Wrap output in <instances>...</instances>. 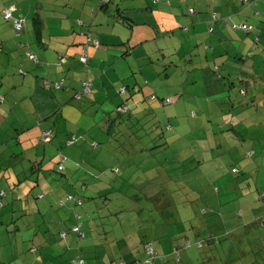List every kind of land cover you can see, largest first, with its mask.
Segmentation results:
<instances>
[{
  "label": "rangeland",
  "instance_id": "374dc122",
  "mask_svg": "<svg viewBox=\"0 0 264 264\" xmlns=\"http://www.w3.org/2000/svg\"><path fill=\"white\" fill-rule=\"evenodd\" d=\"M98 1L89 0L95 3L97 10ZM193 3L194 0L183 3L188 15H191L188 8H193ZM202 7L208 8V2L203 0ZM256 10L262 15L261 7ZM0 23L8 24L2 16ZM27 26L30 28L29 22ZM4 34L7 36L2 37L4 48L0 63L7 66L10 61L16 63L17 50L25 49L22 44L27 42L24 34L17 37L11 29ZM26 49H30L28 45ZM168 49L165 56L154 53L147 58L142 55L143 50L136 48L134 55L125 57L130 67L125 62L122 64L130 73L129 82L156 90L158 99L172 98L173 103L164 107L157 100L152 102L164 108L167 115L171 113L177 116L180 124L174 128L171 122L173 129L170 131L153 124V117L145 113L140 116L141 124L132 126L131 122L127 123V117H119L114 106L104 98L100 104H95L86 100L85 96L79 101L71 96L70 105L76 108L75 113L69 109V113L73 112L68 114L72 118L59 115L51 123L47 122L44 127L53 130L55 138L52 143L39 144L35 133L29 128L42 122L37 115L40 116L45 109L32 113L33 107L38 106L42 99L51 97L52 100L54 96L38 88L41 93L36 90L32 101L18 104L20 96L17 94H24L19 91L8 97L11 101L16 100L13 102L17 103L15 107L10 106L8 99L0 104V114L5 118L0 125V176L5 172L11 175L8 179L1 178L0 182V190L7 192L2 201L4 208L0 210V249L3 252L18 247L24 258L34 260L41 249L42 256H45L54 243L51 250H57L53 251L55 260H44V264H71L72 260L78 258L84 259L85 264H131L134 260L132 264H138L143 262V253L137 254L135 248H130L136 246V236L137 246L142 251L145 241L160 235L162 239L158 244L151 242L157 256L151 264H264V206L260 205L264 199H260L262 193L258 194V190L264 189V178L258 179L259 174L264 176V148L260 153L259 147H264V142L262 145L257 143L263 141L261 132L255 133L254 128L240 129V125L231 130L233 127L227 120L215 124L209 120L207 122L200 115V107H189L192 105L191 88H195L196 92L202 90L203 78L199 73L186 76L185 73L176 72L173 63L178 60L177 51L168 52ZM200 49H193L191 57L187 56L183 63L178 61L179 65L182 68L190 65V61H186L188 59L198 61L202 54ZM100 50L104 51L106 47L101 45ZM19 55L9 74L16 76L18 63L32 74L33 64L27 60L24 50ZM113 58L116 60V56ZM79 62L83 63L78 57ZM35 66L40 86V76L46 71L35 69ZM80 66V75L86 77L92 68L89 65L86 69L85 64ZM166 74L168 78L164 77ZM194 78H199V87L192 85ZM226 82L223 86L228 90L230 87ZM242 84L240 82L238 87L233 86L230 94L240 98V91L244 90ZM29 85L31 89L26 87V93L34 91L36 87ZM181 87L186 92L179 95L177 89ZM6 91L2 89L0 94ZM58 94L54 92V95ZM142 102L150 103L146 96L142 97ZM222 106L225 107L224 104ZM218 111L215 108L212 113L218 116ZM191 112H195V117L190 116ZM170 134H176L174 137L179 140L162 151L138 152L140 144H146L144 149H149V139L159 135L169 136L167 141H172ZM73 136L82 138L76 145L66 146ZM17 139L20 143H17ZM91 140L98 144L97 148L89 145ZM251 140H258L256 146L252 145ZM252 150L255 155L249 157L248 153ZM59 154L67 158L63 173L56 171V157ZM74 163L81 164L83 172L88 173L90 178L84 183L90 184L89 189L75 187L80 185L82 176L73 175ZM232 169L236 172H232ZM115 170L118 172L115 173ZM101 185L107 190L96 192ZM144 188L152 189V192L160 191L164 195L161 203L159 197L149 202L148 221L141 227L134 226L132 219L129 221L127 217L121 222L119 218L124 219V208L135 202ZM39 194L40 200L36 199ZM67 194L91 199L82 207L74 206L71 202L59 207V200H63ZM141 197H144L143 194ZM188 200L192 205L188 206ZM159 207L164 221L156 213ZM75 213L81 215L80 220L75 219ZM172 213L187 221L180 230L175 228L177 223L167 222L171 221ZM54 218L56 220H49ZM80 222L81 230L86 233L83 241H78L71 232L72 225ZM154 228L160 232L152 231ZM62 232H68L65 239L60 237ZM45 233L49 241L39 247V239L45 238ZM172 234L173 239H170ZM126 235L130 237L125 242ZM59 244L63 247L61 250ZM34 246L38 251L31 253L30 249ZM174 250L179 253L176 255Z\"/></svg>",
  "mask_w": 264,
  "mask_h": 264
},
{
  "label": "crops",
  "instance_id": "0c3cea01",
  "mask_svg": "<svg viewBox=\"0 0 264 264\" xmlns=\"http://www.w3.org/2000/svg\"><path fill=\"white\" fill-rule=\"evenodd\" d=\"M194 1L192 6L194 12L188 15L187 11L184 10L183 3L185 0H114L112 5L108 3L106 8L97 12L94 11L95 3L89 2V0H13L16 6L14 14L17 17L24 16L23 18H25V30L21 35H25L24 39L27 42L22 44L25 49L17 50V59L23 50L25 53L30 50L41 63V66L35 69L40 68L42 71H46L42 75L59 79L63 77L60 75L66 74L65 82H76L79 80V68H81L78 63L81 46L86 41V34H90L92 39L99 41V47L96 48L97 50L92 47L87 48L88 66L90 65L92 68L88 72V77L92 78L100 73L99 80H103V87L106 89L109 87L108 85L116 86L120 80L128 79L130 76L126 66L122 64L125 62L128 65L125 57L129 55L121 57L126 51L127 43L124 42V39L130 34L129 42L134 43L133 45L141 51L143 50L142 55H146L147 58H151L154 53L165 56L167 48H169L168 52L177 51L178 60L173 63L176 72L180 71L186 76L201 74L204 88L198 92L195 88H191L192 94L200 93L211 99V96L226 90V88L223 86L224 80L214 79L207 66H213L219 58H226L224 51L233 49L238 56L244 55L241 62L243 68L240 69V72L238 71V76L246 80L244 90L240 91V93H245L244 96L240 94L241 112L246 107H242L245 102L248 106H254V111L256 110L255 118L250 116L244 119L242 122L243 129L254 128L255 133L261 132L263 141L251 140V142L254 146H256L257 141L259 145H262L261 143L264 142V18L262 17L264 15V2H262L263 0H205L208 2V8H204L202 7L203 0ZM8 2V0L0 1V16ZM257 7H261L262 15L256 10ZM114 11L127 17L131 21L130 26L123 20L121 21V18L113 17ZM255 11L259 13L258 17ZM36 17L40 21L37 26L39 32L36 31L34 25V18ZM78 20L82 24H79ZM27 22H29L30 28H28ZM234 23L237 25L247 23L253 29L250 33L232 30L230 26ZM9 29H11L9 24L2 25L0 23V55H2L4 48L2 37L7 36L6 34L2 35V33ZM32 39L34 43H31ZM27 45L30 49H26ZM101 45L106 47V50L101 51ZM196 48H202L199 50L202 54L199 55L198 61L188 59L186 61H190V65L186 64L182 68L178 61L181 60L183 63V59L185 60L187 56L191 57L193 49ZM135 49L132 55H134ZM207 55L210 57L208 58ZM115 56L116 60L113 58ZM111 57L113 58L112 61H110ZM134 58L137 57L134 56ZM17 59H15L16 63L18 62ZM116 61L118 65H115ZM16 63L10 61L7 66L0 63V90H7L6 96L10 97L12 91L26 93V87L31 89L29 84H33L36 85L34 91L27 94L32 97L35 96L39 77L34 70V64L29 62L33 64L31 70L34 72L28 77L22 78L18 74L16 76L9 74L13 71L12 64ZM238 64L240 63L237 61L239 67ZM17 66L20 67L19 63ZM120 66L123 67L120 68ZM164 77L168 78L169 75L166 74ZM191 83L199 87V78H194ZM177 90V94H180L184 89ZM72 93V91H64L57 97L62 102L71 97ZM202 101L206 102V100ZM212 105L207 106L208 112H213L215 109ZM200 106L203 109L206 108L202 102ZM4 120L5 118L0 114V125ZM34 129L36 131L35 136L40 142V131L35 126ZM259 147L260 153L263 152L264 147ZM252 155H255L254 150L248 153V156ZM247 169L249 170V163L246 165ZM259 175V177L264 178L262 174ZM46 237L47 233H45L44 245L49 241ZM53 244L50 245L45 256H42L43 249H41L39 256L35 257L34 260L24 258V254L18 247L16 249L10 248V251L7 252L0 249V260L7 262L21 256L23 257L22 264H44V260L47 262L55 260L53 251L57 250L55 248L51 250ZM58 247L60 250L63 248L61 244ZM35 251L38 249H34V253Z\"/></svg>",
  "mask_w": 264,
  "mask_h": 264
},
{
  "label": "trees",
  "instance_id": "16d2710c",
  "mask_svg": "<svg viewBox=\"0 0 264 264\" xmlns=\"http://www.w3.org/2000/svg\"><path fill=\"white\" fill-rule=\"evenodd\" d=\"M0 1H2V0H0ZM8 1L9 2L6 4L5 8L1 11V16L3 18V21H5L6 23L9 24L11 30L15 33V35L17 37H20V35L25 30V18H23L22 16L17 17L14 14L16 11V6H15L13 0H8ZM98 2H99V10H97L98 8L94 9L95 12L103 10L104 8H106L108 3H110V0H99ZM9 6H14L15 11L13 12V16H12L11 20H4L3 12ZM190 10H191V12H190ZM115 11L113 13V17L121 18V21L123 20L124 23H126L130 26L131 21L127 17H125L124 15L117 14ZM193 12H194L193 8H188V13L192 14ZM255 12H257V11H255ZM258 14L259 13L257 12L256 16ZM19 18H22L24 20V27L18 34V32H16L14 30L13 24H14V21L19 19ZM78 23L82 24V22L79 20H78ZM39 24H40V21L38 20V18L37 17L34 18V25H35L37 32H39V30L37 28V26ZM241 24H245L251 28V30L249 32H245V33H250L252 31L253 28L251 25H249L247 23H241ZM241 24L237 25L234 23L230 27L232 30L238 31V28H233V26L234 27H240ZM184 30H186V27H184ZM239 31H241V30H239ZM129 39H130V34L128 36H126V38L124 39V42L127 43L126 44V51L122 54L121 57H125L126 55H132L133 50L137 47V46L133 45L134 43L129 42ZM89 46H93L95 48H98L99 47V41L93 40L90 37V34H86V41L81 46V52L79 54V59L82 56H84L85 61L82 64L86 65V69L88 67L87 48ZM224 54H225L226 58L225 57H223L224 59L219 58V60H217V62L213 66H211V67L207 66V69H209V72L214 79L216 78L217 80H221V81L224 80V82L226 80L227 81L226 84H228L230 89L222 90L221 92L211 96V99L206 98L205 95H201L200 93L192 94V96H191L192 97V101H191L192 105L191 106L197 105L198 108L200 107L201 108L199 110L200 115H201V117H205L207 122L210 121L213 124H215V122H219V121L224 122V120H227V122H229L233 127L232 129L230 128L231 130H234V128H236L238 125H240V126H238V128L241 129L243 127L242 122L244 121V119L248 118L250 116L254 117L255 113H256L255 112L256 110L254 111V108H253L254 106L246 105L247 102H245L242 105V107H244V106H246V107L244 108V111L241 112L240 98L236 97L233 94L232 95L230 94V90L233 86L238 87L241 81H243L242 82L243 84L246 81L244 78L242 79L241 77L238 76V71L240 72V69L243 68V66H241V65H243L241 62H242V59L244 58V55L242 54V55L238 56L234 52L233 49H231L230 51L229 50L224 51ZM28 55H34L36 60L34 61V60L29 59ZM26 56H27L28 61H30L36 65L35 68L41 66L40 65L41 63H39L37 56L32 51L28 50L26 52ZM207 57L209 58L210 55H207ZM237 61H238V63H240V64H238L239 67L237 66ZM79 64L82 65L80 62H79ZM223 71H226V72L223 73ZM86 72H87V70H86ZM17 74L22 78H25V77H28L29 75H31V73H28L22 67H19ZM61 76H63V77H61ZM60 77L61 78H59V79H54V78L49 77L47 75L40 76L41 82H40V86H37V89H36L37 93H41V91L39 90V89H41L45 93H50L49 96L52 95V96H54V98L52 100H51V97H47L46 99H42L41 103L38 106L33 107L32 113H37L41 109H45L40 116L37 115L38 117L42 118L41 119L42 122L41 123L38 122L36 125H34L35 128H37V130L40 131V136H39L40 142H39V144L52 143L51 142L52 139L55 138L54 131L50 130V129L48 130L47 128L44 127V125L47 122L51 123L59 115L61 117L66 116V117L72 118L68 114H72L76 109L75 107H72L70 105L69 100L71 99V97L62 101L63 103L60 102V100L57 97L58 95H54V92H60V91H63V92L64 91H72L73 92L72 96L75 100L79 101V100H81V98H83L85 96L86 100H89L91 103H95V104H97V103L100 104V102H102L103 98H104V100H106L112 106H114L115 113L119 117L126 116L127 117V123L131 122L132 126H137V125L141 124L140 116L142 113H145V115L147 114L150 117H153V120H152L153 124H157V126L162 128V130H169L170 131L171 129H173V126L175 128L176 125L180 124L178 119H175V118H177V116H175L171 113H168L172 117V119H171V117L169 115H167L165 113V111L163 110L164 108H160L157 104L152 103V102H155L157 100L159 102L160 106L164 107L166 105H170L173 103L172 98L167 97L165 99H163V98L158 99V97L155 94L156 90H152L151 88L149 89V88L139 86L136 82L131 83V82H129L128 79H122L119 81V83H117L116 86L114 85L112 87L111 85H108L109 87L105 89V87H103V80H99L100 73L97 76L92 77V78L88 77V73H87L86 77H82L81 75H79V80H77L76 82H72V83L65 82L66 81V79H65L66 74L60 75ZM244 86H245V84H244ZM181 89H185V88L181 87ZM17 92H19V91H12V95L17 94ZM152 92H154V93H152ZM183 92L185 93L186 91H183ZM60 93H62V92H60ZM240 94L243 96L245 95L244 92H241ZM6 95H7L6 92L2 95L0 94V104H4L5 99H8V97ZM17 95L20 96V97H18V99H19L18 104H24L27 102V100L32 101V98H34L36 96V94H35V96L32 97V96H30V94H27V93H24V94L18 93ZM179 95H181V94H179ZM144 96H146V98L150 101V103H148V105L146 103L142 102V97H144ZM202 100H206V102H208V103L203 102ZM8 101L10 103V106H15V104H17V103H13V102H16V100L11 101L10 99H8ZM201 102L204 104V106H206V108L203 109L200 106ZM223 104L225 105V107L222 106ZM209 105H212L214 108L218 109L219 110L218 112H220V114L217 116V115H214L212 112H208L207 106H209ZM186 106H188V105H186ZM191 106H189V107H191ZM69 109L72 110L73 112L69 113ZM190 116L195 117V112H191ZM174 119L176 122L173 121ZM108 121H109V118L107 117V122ZM171 122L173 123V126L171 125ZM34 126L30 127L29 129H31L36 135V131L34 129ZM163 127H165V129ZM29 129H28V131H29ZM233 132H235V131H233ZM162 135H164V134H162ZM162 135L161 136L159 135L157 138H150L149 139V141H148V148L149 149H144V146L146 144H140L141 146L139 145L137 148L138 152H141V153L147 152L148 153L149 151H151V152L152 151H162V149L168 147L170 145V143H174L177 140H179L177 137H174V135H176V134H170V137H173L172 141H167V138H169V136L163 137ZM81 138H77L76 136H73L72 139H69L66 142V146L71 147V146L76 145L79 142V140H81ZM158 139H159V141H158ZM17 143H20V141H18V139H17ZM149 144H151L152 147H150ZM89 145L94 149L97 148V146H98V144H96L94 140L89 141ZM35 146H37V144ZM215 152H217V151H215ZM188 159H190V156L187 158V160ZM66 162H67V158L65 156H63L62 154L57 155V157H56V171L59 173H63L66 170V167H65ZM81 162H83V161H81ZM80 169H81V164H77V163L72 164L73 175L74 176L75 175L76 176H78V175L82 176L81 181H79V182H81L80 185L75 186V187H80L81 189H86V188L89 189L90 184L86 185L84 182H86V180H88L90 177H89L88 173H85L86 171L83 172V170L82 169L80 170ZM246 171L248 172V169ZM114 172L117 173L118 171L115 170ZM232 172H236V171L234 169H232ZM4 177H6L8 179V178H11V175L7 174L6 172L3 173V175L0 176V182L2 181L1 178L4 179ZM258 177H259V175H258ZM247 179H248V177H247ZM98 181H99V179H98ZM253 181L256 182V180H253ZM105 190H107V188L104 185H101L100 188H98L96 190V192L105 191ZM195 190H194V193H196ZM147 191H148V193H147ZM261 193L263 195L260 199L263 200L264 199V189L258 190V194L261 195ZM142 194L144 196L143 198L141 197ZM6 195H7L6 191L0 190V210H2L4 208V204L2 203V201L6 197ZM137 196H138L137 197L138 200L136 198L135 202H131L129 206L124 208V210H123L125 213V215L123 216L124 219H122V218H119V219L122 222L123 220H126V217H127L129 221H131V219H132V222L135 223L134 226L137 225L138 227H141L143 225V223L148 221L147 215L149 213L148 212L149 211V202L152 203V200L154 198H155L154 200H157L156 197H159V204H160L161 203V197L164 195H162L160 193V191L152 192V189L148 190V188H146V189L144 188L142 190V192H140V194H138ZM39 197H40V194L36 197V199L40 200ZM89 199H91V198H84L82 196H77V195L73 196L72 194H67L63 198V200H59L60 202H59L58 206L63 207L66 205V202H71L74 206L82 207L83 204H85L86 201H88ZM189 204L192 205V202H190V200H188V206H189ZM260 205L264 206V200H263V202H261ZM260 205H258V206H260ZM153 209H155V208H153ZM159 209H160V207L158 208L156 213H158L160 219L164 221V219L161 218V215L159 213ZM74 217L76 220L81 219V215L79 213H75ZM165 218H166V215H165ZM169 219H171V221ZM169 219H167L169 221H167V220L166 221L177 223L175 225V228H177L178 230L181 229V225H183V223L187 222V221H184L181 216L178 218L174 214ZM81 226H82V223L80 222L77 225L73 224L72 228H71V232L76 235L78 241H83L86 238V233L81 230ZM155 226L156 225H154V227ZM74 227H78V232L72 231V229ZM152 231H157V233L160 232L157 228L152 229ZM179 232H181V231H179ZM65 235H68V232L60 233L61 239H65V237H66ZM167 236L170 237V234H168ZM167 236H165V238ZM175 236H177V233H175ZM129 237H130L129 235L124 236L125 242L127 239H129ZM172 237H173V234H172L170 239H173ZM136 238H137V236H136ZM136 238H135V245L136 246H133L130 248H131V250L135 248L134 251L137 254L139 252L143 253V262L138 263V264H151V262L154 261L155 257H157L155 251L152 249V243L154 244V242H156L158 244L162 239L161 236L159 235V236H157V238H153L151 241H145L144 243L141 241L143 243V250L142 251L137 246ZM44 240H45L44 237L39 239V244H40L39 247H41L44 244ZM187 244H189V242H187ZM198 246L200 247L201 245L198 244ZM34 247L37 248L36 246H34ZM35 248H31L30 252L34 253ZM173 253H175L177 255L179 252H178V250H174ZM19 259H21V260H19ZM22 259H23V257L19 256L16 259L8 260L7 262H4V261L2 262L0 260V264H15L17 262L22 264V262H21V261H23ZM177 261H178V259H177ZM134 262H135V260L131 261V264ZM71 264H85V260L81 259V258L74 259L71 261ZM124 264H127V262H124Z\"/></svg>",
  "mask_w": 264,
  "mask_h": 264
},
{
  "label": "built area",
  "instance_id": "2783aa9c",
  "mask_svg": "<svg viewBox=\"0 0 264 264\" xmlns=\"http://www.w3.org/2000/svg\"><path fill=\"white\" fill-rule=\"evenodd\" d=\"M14 11H15L14 6H9L8 8H6L3 12L4 20H11ZM190 12H191V10H190ZM23 27H24V20L22 18H19V19L14 21L13 28L16 32H18V34L23 29ZM233 28H238V30H243L244 32H249L251 30V28L245 24H241L240 27H234L233 26ZM28 58L31 60H34V61L36 60L34 55H28ZM80 59L82 62L85 61L84 56H82ZM72 231L78 232V227H74L72 229Z\"/></svg>",
  "mask_w": 264,
  "mask_h": 264
}]
</instances>
